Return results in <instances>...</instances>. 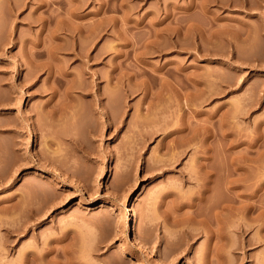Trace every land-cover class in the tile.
I'll list each match as a JSON object with an SVG mask.
<instances>
[{
	"label": "rangeland",
	"instance_id": "374dc122",
	"mask_svg": "<svg viewBox=\"0 0 264 264\" xmlns=\"http://www.w3.org/2000/svg\"><path fill=\"white\" fill-rule=\"evenodd\" d=\"M0 264H264V0H0Z\"/></svg>",
	"mask_w": 264,
	"mask_h": 264
},
{
	"label": "bare ground",
	"instance_id": "6f19581e",
	"mask_svg": "<svg viewBox=\"0 0 264 264\" xmlns=\"http://www.w3.org/2000/svg\"><path fill=\"white\" fill-rule=\"evenodd\" d=\"M54 55V54H53ZM52 55V56H53ZM74 80V79H73ZM74 83V82H73ZM119 83V82H118ZM117 83V84H118ZM82 84V83H81ZM116 84V83H115ZM68 85V84H67ZM71 85V84H70ZM70 85H68L69 86V88H70ZM77 85V84H76ZM98 85V84H97ZM85 86H88L87 84L85 85ZM73 87V86H72ZM74 87H76V86H74ZM121 87V86H120ZM68 88V87H67ZM114 88V87H113ZM206 88V87H205ZM75 89V88H74ZM78 89V88H77ZM80 89V88H79ZM85 89H87V87L85 88ZM70 90V89H69ZM76 90V89H75ZM80 90H82V89H80ZM117 90V89H116ZM202 92H205V91H203L202 90ZM210 92V91H209ZM66 94V93H65ZM206 95H208L207 93H206ZM67 96V95H66ZM210 96V95H209ZM207 97V96H206ZM75 100V99H74ZM62 102V101H61ZM71 102H73L72 100H71ZM188 102V101H187ZM64 103V102H63ZM75 103V102H74ZM72 104V103H71ZM78 104V103H77ZM159 104V103H158ZM161 105V104H160ZM60 106H62V105H60ZM74 106V105H73ZM158 106V105H157ZM67 107H71V106H67ZM59 109V108H58ZM68 109V108H67ZM67 109H65V110H67ZM71 109V108H70ZM103 109H104V107H103ZM55 110V109H54ZM105 110V109H104ZM52 111V110H51ZM64 111V110H63ZM94 111V110H93ZM159 111V110H158ZM161 111V110H160ZM47 112V111H46ZM54 113H55V111H54ZM57 113V112H56ZM59 113V112H58ZM66 113V112H65ZM50 114V113H49ZM53 114V113H52ZM67 114V113H66ZM60 115V114H59ZM61 115H62V111H61ZM59 116L60 118L62 117V116ZM58 117V118H59ZM107 120V119H106ZM108 121H109V119H108ZM164 121V120H163ZM110 123V122H109ZM159 123V122H158ZM162 123V122H161ZM158 125V124H157ZM111 126V125H110ZM160 126V125H159ZM162 127V126H161ZM159 130H161V129H159ZM181 131V129H179V131L178 130H174L173 131V133H177V132H180ZM182 132V131H181ZM172 132H170V134H171ZM197 133V132H196ZM223 133H225V132H223ZM194 134V133H193ZM189 137V136H188ZM190 138V137H189ZM194 138V137H193ZM189 140V139H188ZM233 182V181H232ZM200 192V191H199ZM99 207H103V205L101 204ZM134 244H135V249L136 250H138V251H143V245L139 242V241H137V240H135L134 241ZM41 253V252H40ZM44 253V252H43ZM35 256V255H34ZM37 256V255H36ZM35 256V257H36ZM47 256V255H46ZM38 257H41L40 259H41V261H42V259L45 257V253L44 254H40V255H38ZM131 258L129 259L130 261H132V260H135L136 259V256H134V255H131L130 256ZM45 262V261H44ZM41 263V262H40Z\"/></svg>",
	"mask_w": 264,
	"mask_h": 264
}]
</instances>
